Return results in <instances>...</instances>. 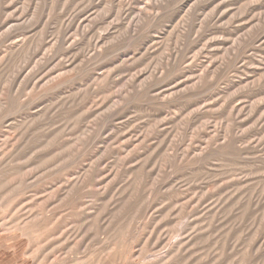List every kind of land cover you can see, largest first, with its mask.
<instances>
[{"label":"rangeland","instance_id":"obj_1","mask_svg":"<svg viewBox=\"0 0 264 264\" xmlns=\"http://www.w3.org/2000/svg\"><path fill=\"white\" fill-rule=\"evenodd\" d=\"M1 264H264V0H0Z\"/></svg>","mask_w":264,"mask_h":264},{"label":"crops","instance_id":"obj_2","mask_svg":"<svg viewBox=\"0 0 264 264\" xmlns=\"http://www.w3.org/2000/svg\"><path fill=\"white\" fill-rule=\"evenodd\" d=\"M0 264H1V262H0Z\"/></svg>","mask_w":264,"mask_h":264}]
</instances>
